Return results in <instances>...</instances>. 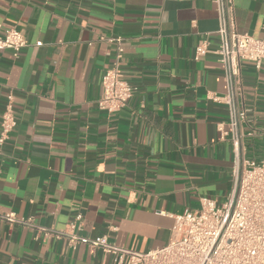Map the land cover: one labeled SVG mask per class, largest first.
I'll return each instance as SVG.
<instances>
[{
  "label": "crops",
  "instance_id": "0c3cea01",
  "mask_svg": "<svg viewBox=\"0 0 264 264\" xmlns=\"http://www.w3.org/2000/svg\"><path fill=\"white\" fill-rule=\"evenodd\" d=\"M236 28L264 36V0H232ZM1 31L29 46L0 50V123L13 96L17 121L0 149V264H117V258L37 227L146 253L164 246L175 218L232 185L233 146L221 141L225 85L211 0H0ZM120 39L127 106L98 108L102 76ZM207 52L196 57L198 47ZM246 159H264V64L241 62ZM13 214L30 226L9 225Z\"/></svg>",
  "mask_w": 264,
  "mask_h": 264
},
{
  "label": "built area",
  "instance_id": "2783aa9c",
  "mask_svg": "<svg viewBox=\"0 0 264 264\" xmlns=\"http://www.w3.org/2000/svg\"><path fill=\"white\" fill-rule=\"evenodd\" d=\"M218 17V46L215 50L222 68L225 93L209 98L227 109V120L218 124L221 141H229L235 162L232 185L226 200L217 205L202 197L199 208L185 211L175 218L169 241L162 247L139 253L108 242L107 237L89 239L80 237L83 216L77 214L65 232L37 227L43 236L65 238L75 249L86 246L90 251L101 250L117 258V264H264V159L254 162L246 159L242 141L255 133L245 130L246 109L242 103L243 82L241 62L248 61L259 69L264 64V36L254 38L237 31L232 0H211ZM116 44L114 60L102 76V95L98 108L109 115L119 113L127 106L135 89L124 79L121 71L123 48ZM29 43L16 30L1 31L0 50H11L15 58ZM207 52L206 45L196 50V57ZM13 96L9 94L1 116L0 149L4 147L16 128ZM264 143V129L259 131ZM9 225L30 226L29 221L17 219L13 214L1 217Z\"/></svg>",
  "mask_w": 264,
  "mask_h": 264
}]
</instances>
